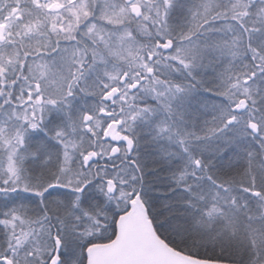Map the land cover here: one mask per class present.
Masks as SVG:
<instances>
[{
    "label": "snow or ice",
    "instance_id": "1",
    "mask_svg": "<svg viewBox=\"0 0 264 264\" xmlns=\"http://www.w3.org/2000/svg\"><path fill=\"white\" fill-rule=\"evenodd\" d=\"M0 264H264V0H0Z\"/></svg>",
    "mask_w": 264,
    "mask_h": 264
}]
</instances>
